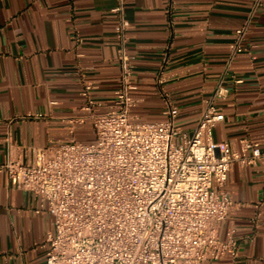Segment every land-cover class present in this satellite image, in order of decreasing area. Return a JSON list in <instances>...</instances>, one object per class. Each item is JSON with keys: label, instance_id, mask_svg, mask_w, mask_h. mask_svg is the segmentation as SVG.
<instances>
[{"label": "crops", "instance_id": "1", "mask_svg": "<svg viewBox=\"0 0 264 264\" xmlns=\"http://www.w3.org/2000/svg\"><path fill=\"white\" fill-rule=\"evenodd\" d=\"M119 0H0V264H45L41 246L52 216L36 212L38 197L20 189L5 165L29 162L34 151L72 137L93 138L89 115L114 106L121 67L112 9ZM251 0H123L129 22L131 113L165 118L191 133L217 85L223 121L213 140L240 149L264 146V0L247 32V51L228 60L233 32ZM90 85L87 96L85 86ZM92 109H85L87 100ZM249 153V150L247 151ZM225 188L233 207L219 224L234 229L237 257L204 264H264V162L232 164Z\"/></svg>", "mask_w": 264, "mask_h": 264}, {"label": "built area", "instance_id": "2", "mask_svg": "<svg viewBox=\"0 0 264 264\" xmlns=\"http://www.w3.org/2000/svg\"><path fill=\"white\" fill-rule=\"evenodd\" d=\"M262 5L251 0L244 24L233 32L229 62L247 51L245 38ZM112 12L118 17L121 78L113 108L89 115L93 141L74 139L71 129L70 138L35 150L31 161L5 165L18 188L38 197L36 212L52 216V231L41 245L45 264H204L237 257L234 229L224 239L217 234L233 207L225 184L233 163L264 162V146L241 139L234 150L213 140L224 119L216 104L227 91L222 83L191 133L174 124V105L163 120L133 115L137 100L130 94L123 0ZM92 105L88 99L85 109Z\"/></svg>", "mask_w": 264, "mask_h": 264}, {"label": "rangeland", "instance_id": "3", "mask_svg": "<svg viewBox=\"0 0 264 264\" xmlns=\"http://www.w3.org/2000/svg\"><path fill=\"white\" fill-rule=\"evenodd\" d=\"M91 141H93V138L87 139V140H82L81 142H91Z\"/></svg>", "mask_w": 264, "mask_h": 264}]
</instances>
